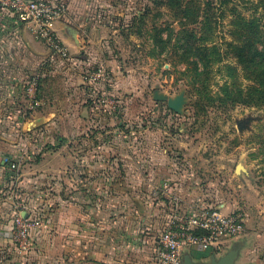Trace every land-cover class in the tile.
<instances>
[{"label":"rangeland","instance_id":"obj_1","mask_svg":"<svg viewBox=\"0 0 264 264\" xmlns=\"http://www.w3.org/2000/svg\"><path fill=\"white\" fill-rule=\"evenodd\" d=\"M95 1L105 24L101 48L81 52V62L69 71L67 62L55 67L60 79L67 71L75 77L68 83L57 80L63 110L50 122L58 127L48 129V119L28 115L40 103L38 73L18 105L6 100V93L0 98V138L7 141L6 163L13 175L2 198L9 195L14 205L25 207L18 172L40 160L44 150L54 151L53 144L63 139L59 153L69 171L63 167L54 174L58 199L66 201L70 177L77 181L88 166L92 192L98 194L90 206L79 204L75 217L87 211L92 220H117L130 229L136 211L127 203L121 209L118 205L113 215L114 207L138 196L146 210L153 206L170 216L216 208L240 213L245 234L224 251L238 250L235 264H264V102L245 93L235 101L222 97V88L232 80L226 66L238 67L235 79L242 89L253 85L228 45L236 40L233 24L238 17L262 18L264 28L261 0ZM188 37L193 38L191 49L221 48L224 61L217 64L213 54L214 65L206 70L196 55L186 57ZM32 84L36 89L30 92ZM6 108L23 113L6 114ZM69 152L73 157L68 162ZM98 173L103 177L97 178ZM176 191L182 202L174 198ZM37 198L32 219L41 220V228L30 232L22 247L12 237L14 223L10 231V252L21 255L23 264H30L31 254L39 251L36 236L47 227L42 212L52 214L55 208L54 191ZM52 252L66 264L65 242Z\"/></svg>","mask_w":264,"mask_h":264},{"label":"crops","instance_id":"obj_2","mask_svg":"<svg viewBox=\"0 0 264 264\" xmlns=\"http://www.w3.org/2000/svg\"><path fill=\"white\" fill-rule=\"evenodd\" d=\"M55 1L64 3L67 7L66 15L53 25L61 41L72 53V57L66 60L54 56L43 42L36 40L32 31L19 22L11 10L0 8V98H3L6 93V100H11L18 105L21 99H24L22 96L26 85H29L34 75L38 73L40 75V95L38 94L36 102L40 100V103L37 108L33 109L28 108V104L27 109L33 110L28 115L45 118V121L48 119L45 123L48 129L58 127L50 121L63 110L61 109L63 103L56 95L57 80L63 82L67 80V83L73 81L75 77L68 73L69 67L81 62L79 54L86 49L101 48V28L105 27V24L100 21L101 12L95 0ZM57 62L68 63L67 73L61 75L64 79H60L55 74ZM22 113V110L6 108V114L22 115ZM30 124L27 123V126ZM60 129L59 127L58 130ZM61 141L57 142L58 146L53 144L54 151L44 150L40 160L24 166L25 168L18 172V179H16V182L23 186L25 197L22 200L26 204L25 208L30 217L38 209L34 203L37 197L45 196L49 189L54 191L55 208L52 209V214L41 208L44 209L42 211L47 212L46 214L42 212L47 218V227L36 236L39 251L31 254L30 264H62L61 257L54 256L52 251L55 246H60L63 242L66 243V264H158L155 251L161 233L172 216L163 211L160 212L156 209L157 207L153 206L151 208L149 206L150 212H148V209L144 208L143 198L138 196V198H131L129 202L122 200L115 205L117 208L114 207L113 215L117 214L118 205L121 209L122 204L127 203L136 211L137 215L134 213L133 219L128 222L131 223L130 229L123 228L117 220H92L87 211L82 212L81 218L75 217V210L78 209L79 204H82L83 208L90 206L92 198L97 201L96 195L98 194L92 192L94 188L91 187V170L88 166L80 173L77 181L75 175L70 177L72 182L70 181L71 185L67 184L66 189H70L71 194L66 201L58 199L59 183L54 180V174L63 171V167L69 169L68 166L63 165V157H60L59 151L64 148V140L61 139ZM6 144L7 141L0 138L2 146V150L0 146V264H23L24 258L17 253L10 252L9 246V236L17 206L14 205L9 195L2 198V193L5 192L3 188L6 184H10V179L13 178L6 163ZM71 157L73 154L69 152L68 162ZM12 161L15 162L13 158ZM101 174L98 173L97 178L103 177ZM177 189L179 190V187ZM177 191L174 198L177 197L182 202L183 198L178 195ZM179 203L177 205L181 204ZM169 209L171 208L168 207L167 210ZM229 252L226 250L221 253L216 249L193 248L188 251V254L197 263L210 264L213 259L220 260Z\"/></svg>","mask_w":264,"mask_h":264},{"label":"built area","instance_id":"obj_3","mask_svg":"<svg viewBox=\"0 0 264 264\" xmlns=\"http://www.w3.org/2000/svg\"><path fill=\"white\" fill-rule=\"evenodd\" d=\"M3 9L11 8L19 22L32 31L36 40L43 42L54 56L68 59L70 50L53 28L67 13L64 3L53 0H0ZM36 84L31 85L33 92ZM13 239L20 246L29 241L30 232L40 229L42 222L32 219L25 207L17 205ZM12 231V230H11ZM246 231L243 214L226 213L218 208L203 209L186 214L174 213L161 233L155 258L158 264H182L186 251L199 248L224 252L227 245L238 241Z\"/></svg>","mask_w":264,"mask_h":264},{"label":"trees","instance_id":"obj_4","mask_svg":"<svg viewBox=\"0 0 264 264\" xmlns=\"http://www.w3.org/2000/svg\"><path fill=\"white\" fill-rule=\"evenodd\" d=\"M264 9V0H261ZM188 16V14H186ZM202 22V21H201ZM204 27V22L202 23ZM234 33L233 36L236 38L235 42L228 45V51L237 60L238 66L244 73V76L253 85H251L247 90H244L237 84L235 78H238V67H225L231 72L230 79L231 82L227 83L222 88L224 95L222 96L225 101L231 100L235 101L242 97L245 93L250 98H256L259 102H264V28L262 25V18L253 17L247 19L245 17L236 18L233 24ZM190 39H185L186 47L185 55L186 57L191 55H196L200 62H202L203 67L207 70L212 65L211 55L216 54L219 59L216 63L220 64L224 61L223 51L218 47L209 48L205 45L201 46H191L189 47ZM207 40V38H204ZM188 42V45H187ZM238 81V80H237ZM232 83V84H231ZM231 84V85H230ZM237 84V85H236ZM236 97V99H234Z\"/></svg>","mask_w":264,"mask_h":264},{"label":"water","instance_id":"obj_5","mask_svg":"<svg viewBox=\"0 0 264 264\" xmlns=\"http://www.w3.org/2000/svg\"><path fill=\"white\" fill-rule=\"evenodd\" d=\"M178 103L172 104V108H176ZM238 257L237 250H231L226 256L222 257L220 260L213 259L210 264H234L236 258ZM182 264H204V263H197L188 251L185 252L183 263Z\"/></svg>","mask_w":264,"mask_h":264}]
</instances>
